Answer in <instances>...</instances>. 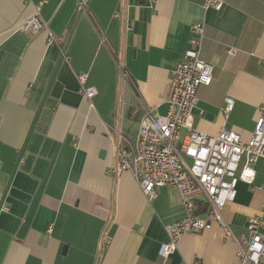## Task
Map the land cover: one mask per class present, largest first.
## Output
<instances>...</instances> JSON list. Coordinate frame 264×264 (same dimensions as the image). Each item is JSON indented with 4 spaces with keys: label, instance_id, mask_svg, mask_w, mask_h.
<instances>
[{
    "label": "crops",
    "instance_id": "crops-1",
    "mask_svg": "<svg viewBox=\"0 0 264 264\" xmlns=\"http://www.w3.org/2000/svg\"><path fill=\"white\" fill-rule=\"evenodd\" d=\"M222 1L0 0V264H239L217 223L163 257L164 225L185 216L178 192L148 198L117 160L120 134L134 141L146 109L165 113L193 21L213 65L193 125L250 136L264 102V0ZM36 7L51 42L45 28H22ZM80 75L97 91L91 106ZM253 167L222 211L235 235L248 216L264 219V159Z\"/></svg>",
    "mask_w": 264,
    "mask_h": 264
},
{
    "label": "built area",
    "instance_id": "built-area-1",
    "mask_svg": "<svg viewBox=\"0 0 264 264\" xmlns=\"http://www.w3.org/2000/svg\"><path fill=\"white\" fill-rule=\"evenodd\" d=\"M83 6L80 2L79 8ZM202 6L219 10L223 1L203 0ZM38 10L36 7L35 14L22 28L33 33L45 28L51 42L54 36ZM188 33L182 59L170 71L165 113L146 109L134 141L120 134L118 171H129L148 198L154 197L156 189L162 186L178 192L185 216L164 225L163 257L177 250L184 235L201 233L217 223L234 241L239 264H264L262 215L248 216L247 234L235 235L222 214L224 206L234 199L238 182L252 184L256 175L253 164L259 158L264 159V102L258 107L254 127L246 140L231 128L223 127L216 134L197 130L193 125L197 88L211 82L213 65L200 56L204 23L193 21ZM79 78L80 93L91 106L97 91L93 86L82 85L84 75ZM225 103L223 111L227 112L232 107V98L226 97ZM261 188L264 190V185ZM103 241L106 245L109 239Z\"/></svg>",
    "mask_w": 264,
    "mask_h": 264
}]
</instances>
